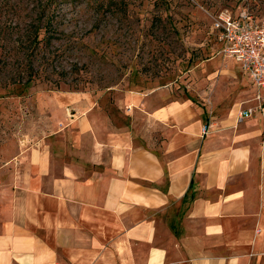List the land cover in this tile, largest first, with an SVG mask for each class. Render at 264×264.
I'll use <instances>...</instances> for the list:
<instances>
[{
    "label": "crops",
    "instance_id": "crops-1",
    "mask_svg": "<svg viewBox=\"0 0 264 264\" xmlns=\"http://www.w3.org/2000/svg\"><path fill=\"white\" fill-rule=\"evenodd\" d=\"M208 59L183 97L58 94L0 143V264H264V93Z\"/></svg>",
    "mask_w": 264,
    "mask_h": 264
},
{
    "label": "rangeland",
    "instance_id": "rangeland-1",
    "mask_svg": "<svg viewBox=\"0 0 264 264\" xmlns=\"http://www.w3.org/2000/svg\"><path fill=\"white\" fill-rule=\"evenodd\" d=\"M224 10L259 18L264 0H0V143L40 135L58 94L108 113L126 90L183 97L191 69L225 57L210 26Z\"/></svg>",
    "mask_w": 264,
    "mask_h": 264
},
{
    "label": "built area",
    "instance_id": "built-area-1",
    "mask_svg": "<svg viewBox=\"0 0 264 264\" xmlns=\"http://www.w3.org/2000/svg\"><path fill=\"white\" fill-rule=\"evenodd\" d=\"M214 40L220 44L217 52L231 57L245 72L249 83L256 90L257 107L262 103L259 93H264V15L254 18L245 11L234 15L219 11L211 20ZM252 108L236 112V121L250 115ZM208 124L201 125L204 134Z\"/></svg>",
    "mask_w": 264,
    "mask_h": 264
}]
</instances>
